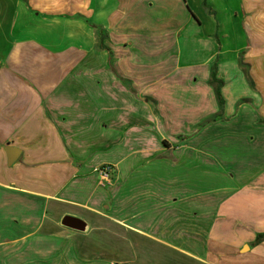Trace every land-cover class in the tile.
<instances>
[{"label":"crops","instance_id":"crops-1","mask_svg":"<svg viewBox=\"0 0 264 264\" xmlns=\"http://www.w3.org/2000/svg\"><path fill=\"white\" fill-rule=\"evenodd\" d=\"M262 232L264 0H0V264H264Z\"/></svg>","mask_w":264,"mask_h":264},{"label":"trees","instance_id":"trees-1","mask_svg":"<svg viewBox=\"0 0 264 264\" xmlns=\"http://www.w3.org/2000/svg\"><path fill=\"white\" fill-rule=\"evenodd\" d=\"M209 82L213 86V91H214L215 98L217 100L219 108H221L222 104H223L222 97H221V94H220V87H221L222 82L216 77V66H215V64H213V66L211 68ZM215 117H217V116H215ZM263 239H264V232L258 233L256 235L254 243H258L259 241H261Z\"/></svg>","mask_w":264,"mask_h":264},{"label":"built area","instance_id":"built-area-1","mask_svg":"<svg viewBox=\"0 0 264 264\" xmlns=\"http://www.w3.org/2000/svg\"><path fill=\"white\" fill-rule=\"evenodd\" d=\"M93 171L98 176L99 184H107L110 182L113 174V169L110 165L97 166L93 169Z\"/></svg>","mask_w":264,"mask_h":264},{"label":"water","instance_id":"water-1","mask_svg":"<svg viewBox=\"0 0 264 264\" xmlns=\"http://www.w3.org/2000/svg\"><path fill=\"white\" fill-rule=\"evenodd\" d=\"M9 153V151H8ZM15 157V154H11L9 155L8 159L9 162H11ZM61 223L65 226L68 227H72L75 229H79L82 230L85 228L84 223L81 219L77 218V217H73V216H69V215H65L62 219H61Z\"/></svg>","mask_w":264,"mask_h":264},{"label":"rangeland","instance_id":"rangeland-1","mask_svg":"<svg viewBox=\"0 0 264 264\" xmlns=\"http://www.w3.org/2000/svg\"><path fill=\"white\" fill-rule=\"evenodd\" d=\"M219 37H220V40H221L222 44L224 45L223 47H231L232 45H237L238 46L244 40L243 35H241L237 31L234 34H229V36H228L229 38L228 39L224 38L223 36H219ZM225 40H226V43H225Z\"/></svg>","mask_w":264,"mask_h":264}]
</instances>
